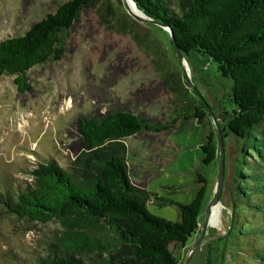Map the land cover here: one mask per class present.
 I'll use <instances>...</instances> for the list:
<instances>
[{"label": "trees", "instance_id": "1", "mask_svg": "<svg viewBox=\"0 0 264 264\" xmlns=\"http://www.w3.org/2000/svg\"><path fill=\"white\" fill-rule=\"evenodd\" d=\"M134 1L147 15L170 27L193 82L210 95L209 100L207 95L204 98L224 137V190L232 201V213L227 233L219 238L224 241L221 247L215 244L218 239L207 242L205 264H224L227 244L233 254L229 264H238L243 255L264 264V248L258 246L264 243V0ZM87 5L97 7L108 27L127 31L133 23L141 24L109 0L62 1L24 34L0 40V75H13L17 89L25 90L26 71L61 58L72 22ZM149 30L145 40L134 34L135 38L155 56L166 55L182 73L179 61L174 63ZM210 61L219 76L229 79L224 80L227 87L223 94L228 106L212 94L217 89H212L202 74ZM168 76L165 80H170L179 107L172 121L156 123L127 110L85 117L79 130L89 150L79 152L69 166L54 160L39 162L26 171L29 180H23L22 185L0 183V213L40 222L58 219L63 227L57 239L66 256L40 257L36 264H87L74 257V251L90 253L94 264H182L189 238L199 230L209 185L205 168L218 158V143L208 109L186 82L179 81V75L177 79L174 74L172 79ZM190 118L202 122L203 155L193 179L194 194L188 202L176 203L179 219L171 221L148 210L154 192L131 183L121 140L141 130L174 128L178 125L175 119ZM228 136L236 143L231 150L227 148Z\"/></svg>", "mask_w": 264, "mask_h": 264}, {"label": "rangeland", "instance_id": "2", "mask_svg": "<svg viewBox=\"0 0 264 264\" xmlns=\"http://www.w3.org/2000/svg\"><path fill=\"white\" fill-rule=\"evenodd\" d=\"M62 1L65 0H0V40L24 34L33 22L54 11ZM109 1L118 3L119 9L126 12L122 0ZM139 23H133L130 31L108 27L97 7L87 5L72 22L61 58L36 64L26 71L28 87L25 90L17 89L13 75H0V183L10 181L22 185L23 180H29L26 171L39 162L54 160L69 166L79 152L89 150L79 130L80 121L85 117L115 110L144 115L156 123L177 117L179 107L169 87L170 80L167 82L165 77L170 75L172 79L174 74L177 79L179 75V81L186 82L182 73L176 71L166 55L155 56L134 35L145 40L148 38L145 32L152 29L177 64L168 31ZM197 70L201 74L200 67ZM202 72L212 83V89H217L212 94L228 106L223 94L227 87L224 80L229 79L219 76L212 61L203 66ZM195 76L199 77L196 73ZM199 87L209 100L207 90ZM175 123L178 125L174 128L141 130L121 140L131 183L154 192L156 195L147 202L148 210L171 221L179 219L176 203L188 202L194 194L193 179L203 155L202 122L190 118L175 119ZM226 143L229 150L236 145L229 136ZM217 169L218 158L205 168L209 185L200 211L199 228ZM231 204L224 190L216 216L204 233L217 236L209 241L219 240L227 233ZM62 228L58 219L40 222L0 213V264H36L40 257L66 256L57 239ZM195 237L196 234L189 238L187 245ZM207 242L199 246L190 264H205ZM223 242L219 240L215 244L221 247ZM258 246L264 248V243ZM229 249L227 244L224 264L233 260ZM72 255L84 263H95L90 253L74 251ZM243 256V260H237L238 264H257Z\"/></svg>", "mask_w": 264, "mask_h": 264}, {"label": "water", "instance_id": "3", "mask_svg": "<svg viewBox=\"0 0 264 264\" xmlns=\"http://www.w3.org/2000/svg\"><path fill=\"white\" fill-rule=\"evenodd\" d=\"M125 3L126 6V12L135 20L147 24H154L156 26H159L160 28L167 30L169 37L172 42V46L174 48L176 57L179 61V64L182 69V73L184 75V79L186 83L189 85V87L196 93L198 99L205 105L206 109H208L212 122L214 124L215 132L217 135V143H218V169H217V175H216V181L214 182V187L212 190L211 198L207 204L206 210L204 212V217L202 221V225L200 226L198 232L196 233V237L191 245L187 248V251L184 255L182 264H190L191 259L196 252V250L199 248L201 244H203L206 241H209L210 239L216 238V235H209L205 236V231L207 230L209 226V220L212 213V209L221 202L222 194L224 191V185H225V174H226V146L224 142V137L222 134V130L219 124V120L216 117L215 113L211 109L208 101L204 98L202 93L198 90L197 86L193 82L191 78V72H190V66L186 60L185 54L181 50V48L177 45L175 42V38L173 35V32L171 31L170 27L158 20L155 19L149 15H147L142 9H140L134 0H122ZM128 1L132 2L136 8V12H133L128 5Z\"/></svg>", "mask_w": 264, "mask_h": 264}, {"label": "bare ground", "instance_id": "4", "mask_svg": "<svg viewBox=\"0 0 264 264\" xmlns=\"http://www.w3.org/2000/svg\"><path fill=\"white\" fill-rule=\"evenodd\" d=\"M128 5H129V8L133 12H136V8H135V6H134V4L132 2L128 1ZM217 205L212 209V213H211V216H210L209 224H212V220H213L214 216H216L215 213L217 212V210H216L217 209Z\"/></svg>", "mask_w": 264, "mask_h": 264}]
</instances>
